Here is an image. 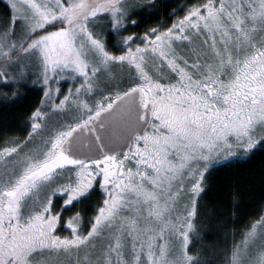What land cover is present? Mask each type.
Masks as SVG:
<instances>
[{
    "label": "snow or ice",
    "instance_id": "1",
    "mask_svg": "<svg viewBox=\"0 0 264 264\" xmlns=\"http://www.w3.org/2000/svg\"><path fill=\"white\" fill-rule=\"evenodd\" d=\"M6 5L0 97L43 95L0 137V264H212L210 169L264 152V0H185L127 35L154 0ZM225 264H264V215Z\"/></svg>",
    "mask_w": 264,
    "mask_h": 264
},
{
    "label": "trees",
    "instance_id": "2",
    "mask_svg": "<svg viewBox=\"0 0 264 264\" xmlns=\"http://www.w3.org/2000/svg\"><path fill=\"white\" fill-rule=\"evenodd\" d=\"M184 3L185 0H154L156 14L149 16L145 10L144 13L132 17L141 21L139 26L130 27L129 31L123 34L142 33L145 28L158 23L170 24L168 14L173 8ZM8 14L6 2L0 0V17ZM14 90L13 87L0 85V92H6L9 96ZM19 92L22 98L15 103L4 101L0 97V137L5 133L26 134L27 118L39 105L42 97V90L38 87L21 88ZM99 198L97 194L92 200L95 202ZM199 204L202 221L208 220L204 213L212 215L211 223L205 222L202 225L205 234L202 243L215 254L212 264H224L227 250L233 242L240 241L251 222L264 213V152L257 151L247 160H234L210 169L206 192L202 194ZM83 211L85 217L91 214L90 209ZM70 214L65 213V217ZM200 247V243L194 245L193 252Z\"/></svg>",
    "mask_w": 264,
    "mask_h": 264
},
{
    "label": "rangeland",
    "instance_id": "3",
    "mask_svg": "<svg viewBox=\"0 0 264 264\" xmlns=\"http://www.w3.org/2000/svg\"><path fill=\"white\" fill-rule=\"evenodd\" d=\"M3 1H5V2H6V0H3ZM67 87H68V85H67V84H64V85H63V88H64V89H66ZM42 95H43V92H42ZM39 103H40V102H39ZM263 215H264V213H263ZM241 239H242V238H241ZM224 264H225V262H224Z\"/></svg>",
    "mask_w": 264,
    "mask_h": 264
}]
</instances>
